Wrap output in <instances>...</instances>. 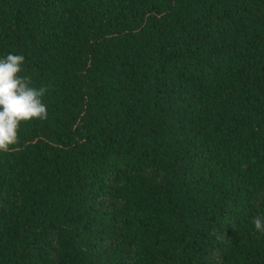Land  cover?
Returning <instances> with one entry per match:
<instances>
[{
	"label": "trees",
	"instance_id": "1",
	"mask_svg": "<svg viewBox=\"0 0 264 264\" xmlns=\"http://www.w3.org/2000/svg\"><path fill=\"white\" fill-rule=\"evenodd\" d=\"M9 53L0 264H264V0H0Z\"/></svg>",
	"mask_w": 264,
	"mask_h": 264
},
{
	"label": "clouds",
	"instance_id": "2",
	"mask_svg": "<svg viewBox=\"0 0 264 264\" xmlns=\"http://www.w3.org/2000/svg\"><path fill=\"white\" fill-rule=\"evenodd\" d=\"M25 57L9 53L0 59V151L19 143L21 122L47 120V106L43 97L47 86H32L31 77L18 75L23 70ZM254 227L264 233V217L253 218Z\"/></svg>",
	"mask_w": 264,
	"mask_h": 264
}]
</instances>
